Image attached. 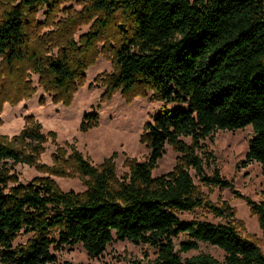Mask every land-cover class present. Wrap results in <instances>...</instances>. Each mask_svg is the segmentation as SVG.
I'll return each instance as SVG.
<instances>
[{"label":"trees","instance_id":"obj_1","mask_svg":"<svg viewBox=\"0 0 264 264\" xmlns=\"http://www.w3.org/2000/svg\"><path fill=\"white\" fill-rule=\"evenodd\" d=\"M60 2L0 0V57L6 65L28 63L40 74L43 89L53 93V103L68 105L93 61L87 55L118 16L115 71L100 80L106 97L150 90L162 106L140 136L147 159L127 160L129 172L122 180L115 176V154L93 167L72 152L77 172L87 178L82 194L60 192L48 178L8 188L15 180L5 170L6 162L34 163L45 137L31 119L18 137L29 139L31 154L0 137V263L53 264V251L78 244L98 257L115 238L154 248L157 257L151 264H264L262 250L231 221L213 224L178 216L207 207L232 220V208L205 202L189 173L194 170L205 185L232 189L217 169L210 177L203 174L204 165L214 163L205 141H212L217 131L250 126L245 163H258L264 174V0H88L89 10L100 17L82 47L63 39L57 56L44 57L28 45L32 17L44 6L47 14L54 13ZM96 125V115L89 114L79 129ZM167 145L178 154L176 163L153 178ZM63 152L60 148L53 155L49 171L54 174L62 173L55 165L65 164ZM246 202L264 239V200ZM21 234L30 239L13 246ZM179 234L187 236L179 244L181 252L197 250L201 242L221 250L222 259L209 254L182 259L173 243Z\"/></svg>","mask_w":264,"mask_h":264},{"label":"rangeland","instance_id":"obj_2","mask_svg":"<svg viewBox=\"0 0 264 264\" xmlns=\"http://www.w3.org/2000/svg\"><path fill=\"white\" fill-rule=\"evenodd\" d=\"M99 17V14L89 10L88 0H61L56 11L51 14H47L45 6L41 7L32 17L35 27L34 32H29L28 45L44 57L57 56L64 48L59 45L63 39L70 40L76 49H80L84 36L97 25ZM113 20L103 29V36L94 44L91 54L87 55L93 61L83 72L84 82L77 87L68 105L53 103V93L43 89L40 74L32 70L28 63L9 67L0 57V137L25 154H31L30 146L26 144L29 139H18L30 119L40 127L39 132L45 137L34 163L6 162L5 170L15 180L8 183V188L18 183L27 184L35 179L48 178L60 192L84 193L87 178L80 176L72 162L74 151L80 153L93 167H99L115 154L112 163L119 181L128 175L127 160L143 162L147 159L149 151L140 143V136L144 124L159 112L162 102L155 99L150 90L127 98L120 91L106 97V87L100 80L115 71L112 55L120 38L115 29L120 24L118 16L113 17ZM172 107L168 105L169 109ZM89 114L96 115L97 125L83 132L79 126L84 116ZM252 135V128L248 126L234 132L217 131L212 141H205L214 163L207 162L203 174L210 177L217 169L221 178L232 182V189L205 185L194 170L189 171L201 198L217 207L227 203L234 213L232 220L215 216L207 207L178 216L183 221L213 224L231 221L241 236L255 242L264 253V239L256 217L251 214L246 202L264 200V174L260 165L254 161L245 163ZM60 148L64 151L65 164L61 166V162H58L55 166L62 173L54 174L49 169L53 166V155ZM164 150L151 173L153 178L171 171L176 163L178 154L168 145ZM40 167H45V171ZM29 239L30 235L21 234L13 246H23ZM186 240L185 234L173 238L174 249L182 259L198 254L222 259L221 250L201 242L197 250L181 252L179 244ZM53 253L56 257L53 264H151L157 257L156 250L148 245L117 241L115 238L98 257L89 256L80 244Z\"/></svg>","mask_w":264,"mask_h":264}]
</instances>
